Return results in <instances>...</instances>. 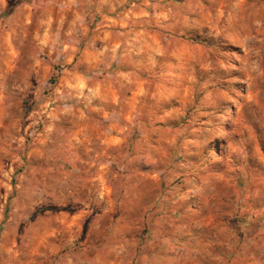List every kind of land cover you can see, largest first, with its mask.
Wrapping results in <instances>:
<instances>
[{"label": "rangeland", "instance_id": "1", "mask_svg": "<svg viewBox=\"0 0 264 264\" xmlns=\"http://www.w3.org/2000/svg\"><path fill=\"white\" fill-rule=\"evenodd\" d=\"M91 1L68 60L65 25L0 60L11 264H264V0Z\"/></svg>", "mask_w": 264, "mask_h": 264}, {"label": "crops", "instance_id": "2", "mask_svg": "<svg viewBox=\"0 0 264 264\" xmlns=\"http://www.w3.org/2000/svg\"><path fill=\"white\" fill-rule=\"evenodd\" d=\"M18 0H0V60L7 59L10 60L12 57H19L21 55L20 49L27 45V42L33 43L34 49L37 50L43 49V29L44 26L47 29L55 28H65L63 31L56 32V39L60 43L58 48L66 54V59L68 60L73 56L75 50H77V45L74 44L77 42L76 38L79 37L83 41H87L88 32L80 31L76 28L77 24H80L85 21L83 9L84 0H35L33 3H22L16 7L12 12H8L10 5ZM88 5L86 9H89V4L93 2L91 0H85ZM104 6V5H103ZM101 7V5L99 6ZM54 31V30H52ZM51 31V35H52ZM98 40L96 44H88L84 47V59L83 62L86 63L88 67L93 65L89 56L99 57L102 54L103 50L106 48V34L104 37H101L98 34L94 37L93 41ZM25 45H22V44ZM89 43V42H88ZM4 63V64H3ZM0 61V84L4 81V76L8 78L9 74H13L18 71H24V65L20 63H7ZM30 71H33L34 74H38L40 68H36V65L28 66ZM27 70V68H26ZM6 73V74H4ZM41 75H39L40 77ZM83 85L88 86L87 80L84 78L82 80ZM31 83H27L25 87H29ZM70 86H72L70 84ZM13 87V86H12ZM5 88L3 84L2 90ZM2 95V94H1ZM3 97L0 96V104L3 102ZM32 116L29 115L28 118ZM18 115L14 117L11 116V112L0 110V121H9L12 119H17ZM0 126L4 131H0V153L6 154L10 153V149L13 146L12 136H16L15 131H9V127L6 124L0 122ZM41 137V133L39 134ZM20 140V139H19ZM17 144H20L19 141H15ZM37 142H43L42 138H38ZM13 160L11 161V166L7 169L8 165L4 167L2 162H0V228H3L2 234H0V264H11V261L16 256V251L13 249L14 241L11 239L15 235L16 231L22 227V234L19 237H27V232L29 228H37L36 231H42V227L38 223L35 224H26L21 223L26 220L28 215L25 209L20 208L18 215L16 217V210L14 211L13 216L16 217V220H12V217H8L5 213V205L7 204L8 198L10 196V186L9 179L11 178ZM44 215L38 216L37 221H40L44 218ZM65 216V215H63ZM26 224V225H24ZM63 227V225H61ZM65 226V225H64ZM70 226V225H67ZM73 227V226H72ZM75 227V225H74ZM97 227V226H96ZM95 227V228H96ZM94 228V227H93ZM88 229V232L93 229ZM98 230L101 227L98 225ZM103 228V227H102ZM24 233V234H23ZM87 240V238H86ZM86 240H84L86 242ZM217 264V256L214 258ZM143 260V258L141 259ZM89 259L82 257L78 258H67L63 263L60 264H88ZM117 259L109 258L105 260L104 264H117ZM142 262V261H141ZM211 262H213L211 260Z\"/></svg>", "mask_w": 264, "mask_h": 264}, {"label": "trees", "instance_id": "3", "mask_svg": "<svg viewBox=\"0 0 264 264\" xmlns=\"http://www.w3.org/2000/svg\"><path fill=\"white\" fill-rule=\"evenodd\" d=\"M35 0H18L16 1L15 3L13 2L11 5H10V8L8 10V12H12L16 7H18L20 4L22 3H28V4H31L33 3ZM29 109L27 110L26 109V112H28Z\"/></svg>", "mask_w": 264, "mask_h": 264}]
</instances>
